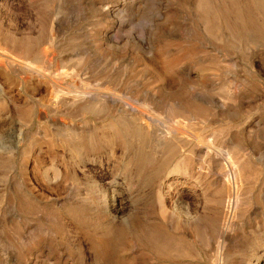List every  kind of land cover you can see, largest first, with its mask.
Masks as SVG:
<instances>
[{"label": "rangeland", "instance_id": "1", "mask_svg": "<svg viewBox=\"0 0 264 264\" xmlns=\"http://www.w3.org/2000/svg\"><path fill=\"white\" fill-rule=\"evenodd\" d=\"M115 188L140 225L187 202L195 249L98 240ZM109 248L112 264H264V0H0V264Z\"/></svg>", "mask_w": 264, "mask_h": 264}, {"label": "bare ground", "instance_id": "2", "mask_svg": "<svg viewBox=\"0 0 264 264\" xmlns=\"http://www.w3.org/2000/svg\"><path fill=\"white\" fill-rule=\"evenodd\" d=\"M72 103H73V99H72ZM24 115L26 116V114ZM144 125L146 128H148L147 124ZM226 163H227L225 169L227 174L226 177H228L229 179L230 176L229 170L234 166L235 163L228 158L226 160ZM231 176L233 175L231 174ZM233 177L235 178V176ZM232 181H234L233 178ZM235 186L236 185L234 184V182L230 184V181H227V190H226V197L224 202L225 209L223 215V224L221 223L223 225V228L229 225L228 223L230 222V220H232L231 219L232 207H233L232 205H234L233 203H236L235 201L238 195ZM123 195H124V191L122 189L119 190H117L116 188L113 189L109 203V210H110L109 212L111 214V219L110 221L108 220L105 221V223L103 222L102 226L94 232L98 240L102 239V241L106 242L107 245L108 244L113 245V243L118 238H120V236L125 231L138 230L141 233V236L144 239H146L147 242L157 246L158 250L165 254L167 253L174 254L177 255L178 257H181L183 256V252L186 251L185 246L189 247L190 249H195L196 241H197V237L195 233L197 226V218H195L192 212L189 211L187 202H185L184 200H180L182 204L186 203L184 209L182 210L183 211L182 217L180 214H177L175 212L176 210L174 208L171 211H168L166 207L161 204H153L152 209L154 210V212H156L157 218L153 220L151 219L150 221L148 220L146 224L140 225L138 223L137 214L126 206L127 203L124 200ZM217 244L219 246V243ZM112 253H113V248H109L107 252H105V254L102 255L103 264H112L114 262V259L112 258ZM164 260L167 261L166 259Z\"/></svg>", "mask_w": 264, "mask_h": 264}]
</instances>
